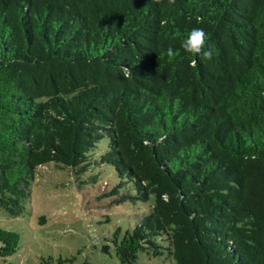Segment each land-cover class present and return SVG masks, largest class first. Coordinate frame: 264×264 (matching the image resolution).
<instances>
[{
  "label": "trees",
  "instance_id": "trees-1",
  "mask_svg": "<svg viewBox=\"0 0 264 264\" xmlns=\"http://www.w3.org/2000/svg\"><path fill=\"white\" fill-rule=\"evenodd\" d=\"M50 164L79 185L109 165L146 203L122 264H264V0H0V198ZM19 240L0 228V255Z\"/></svg>",
  "mask_w": 264,
  "mask_h": 264
},
{
  "label": "rangeland",
  "instance_id": "rangeland-1",
  "mask_svg": "<svg viewBox=\"0 0 264 264\" xmlns=\"http://www.w3.org/2000/svg\"><path fill=\"white\" fill-rule=\"evenodd\" d=\"M99 167L96 183L80 185L65 169L39 167L19 208L0 198V228L20 235L17 251L0 255V264H122L116 249L120 234L134 225L146 203L118 202L132 192L131 184L111 193L118 178L109 165ZM148 263L171 261L140 251L131 264Z\"/></svg>",
  "mask_w": 264,
  "mask_h": 264
},
{
  "label": "clouds",
  "instance_id": "clouds-1",
  "mask_svg": "<svg viewBox=\"0 0 264 264\" xmlns=\"http://www.w3.org/2000/svg\"><path fill=\"white\" fill-rule=\"evenodd\" d=\"M169 4H175V0H168ZM206 44H207V33L201 29V28H194L192 29L187 37L184 39L182 43V48L185 52L191 53L194 55H202L205 59H212L213 52L210 48L206 50ZM166 54L169 57V59H174L177 55L176 51H174L173 48L169 47L166 50ZM191 67H196V61L193 60L191 62ZM124 75L128 76L129 70L125 68L123 70ZM147 143V141H146Z\"/></svg>",
  "mask_w": 264,
  "mask_h": 264
}]
</instances>
